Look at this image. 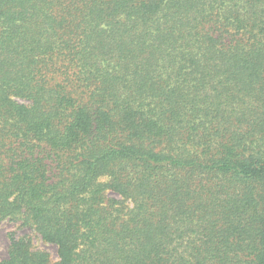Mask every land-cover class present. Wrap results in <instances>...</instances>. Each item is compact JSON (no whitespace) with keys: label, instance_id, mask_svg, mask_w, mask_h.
<instances>
[{"label":"trees","instance_id":"trees-1","mask_svg":"<svg viewBox=\"0 0 264 264\" xmlns=\"http://www.w3.org/2000/svg\"><path fill=\"white\" fill-rule=\"evenodd\" d=\"M5 222L0 264H264V0H0Z\"/></svg>","mask_w":264,"mask_h":264},{"label":"rangeland","instance_id":"rangeland-1","mask_svg":"<svg viewBox=\"0 0 264 264\" xmlns=\"http://www.w3.org/2000/svg\"><path fill=\"white\" fill-rule=\"evenodd\" d=\"M14 225L10 223H3L0 225V257H6L8 254V248L10 245V238L8 236V231L13 230ZM15 229V228H14ZM30 229H20L18 234H30ZM33 242L36 247L48 251L53 259L58 258L57 246L54 244L45 243L39 237H33Z\"/></svg>","mask_w":264,"mask_h":264}]
</instances>
